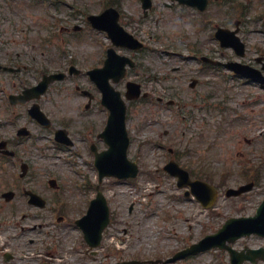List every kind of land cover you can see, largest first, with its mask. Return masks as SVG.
<instances>
[{
  "label": "rangeland",
  "instance_id": "374dc122",
  "mask_svg": "<svg viewBox=\"0 0 264 264\" xmlns=\"http://www.w3.org/2000/svg\"><path fill=\"white\" fill-rule=\"evenodd\" d=\"M153 1V10L146 17L140 0H0L1 40L9 43L5 48L10 56L28 67L24 78L31 83L35 82L33 70H40L39 74L57 69L67 72L74 65L85 73L102 67L111 41L91 27L88 16L98 15L108 4H114L121 12V24L145 43V48L139 52L116 48L119 54L137 62L135 69L128 71L127 78L116 88L124 95L126 82L137 81L145 91L154 93L148 102L129 103L127 128L132 141L129 157L138 163L140 173L136 179H104L102 190L109 202L112 227L106 232L100 253L93 259L84 254L82 232L75 221L86 213L87 204L95 193L83 191L77 185L84 183L85 175L98 182L94 156L89 151L91 143L83 140H91L90 130L95 133L105 127L106 114L99 102L84 114L82 103L85 99L76 86L98 97L100 93L87 75H75L53 85L42 98L40 104L54 127L68 129L78 140L74 149L60 150L53 144V132H46L33 123L26 107L16 109L18 121L13 122L8 95L22 87L2 77V136H13L17 124H27L33 138L22 141L33 154L35 172L40 179L37 185H45L49 176L63 184L59 194L46 191L50 204L56 205L54 196L62 199L63 213L60 215L67 220L56 226L45 225L52 224L51 211L29 212L21 197L11 204L0 199V246L16 239L19 247L12 251L18 257L23 255V259L27 255V260L34 259L28 264H35L37 258L45 256L56 264L166 259L217 232L232 217L254 216L264 201V88L225 81L218 71L211 69L210 74L202 71L194 59L196 56L206 55L208 48L211 56H221L211 32L204 31L199 25L201 21L172 0ZM240 1L250 8L244 37L251 48L250 54L254 55L256 46L264 48V35L259 33L264 30V22L254 21L253 11H260L264 0ZM211 19L214 25L222 23V18L217 16ZM75 27H81V31H74ZM47 38L51 42L44 44ZM225 53L231 54L230 51ZM223 72L229 79L230 74L226 70ZM192 78L199 80L194 90L190 88ZM207 92L211 97L205 103ZM158 96H170L181 103L183 110L159 105ZM224 102L229 111L223 116L219 107ZM25 152V149L20 150V153ZM64 159L76 160L75 167L82 176L76 174L73 163L65 164ZM170 159L178 161L192 178L222 185L211 209H203L178 189L176 180L164 171ZM251 168L257 170L252 172L256 181L254 188L240 197H226L229 188H239L250 182ZM46 171L47 175H43ZM14 184L11 172L6 177L0 171V196L15 188ZM31 241L34 243L30 244ZM233 247L237 251L258 249L264 247V237H244ZM17 260L19 264H26ZM175 264H230V256L227 252L213 250Z\"/></svg>",
  "mask_w": 264,
  "mask_h": 264
},
{
  "label": "water",
  "instance_id": "95a60500",
  "mask_svg": "<svg viewBox=\"0 0 264 264\" xmlns=\"http://www.w3.org/2000/svg\"><path fill=\"white\" fill-rule=\"evenodd\" d=\"M182 2V0H180ZM149 6L147 2L145 8ZM115 15V17L113 16ZM90 20L99 29H107L111 33V37L116 44L126 45L132 48H140L141 45L131 38V36L124 33V31L118 25V15L109 10L101 17H91ZM96 21H100L96 23ZM124 34V35H123ZM129 63L126 58L120 59L113 51L110 52V58L107 61V65L104 69L98 70L100 88L105 94V100L108 106L111 108V117L109 121V133L115 137V141L109 142L110 149L102 154L97 155L96 165L100 170L101 178L104 176H117L119 178L136 177L138 174V167L136 164L128 161L127 149L129 146V140L125 132V112L126 108L120 101V94L115 92L109 85L108 80L113 77L115 81L120 80L124 76V67ZM133 66V63H130ZM118 72V73H117ZM95 72L90 74L93 76ZM57 79L63 77L56 76ZM49 81L43 83L40 87V94L45 92L48 87ZM139 96V89L137 86L131 87L130 98H137ZM123 136V138L117 137V135ZM167 169L172 175L179 177V186L190 185L193 188L195 196L200 200L204 206L209 207L215 201V193L211 191L213 188L208 184L196 181H190L187 172L179 168L176 163H170ZM250 188L243 187L239 191H230L228 195H240L242 192L247 191ZM78 224L85 233L87 242L92 247H97L101 243L102 233L109 224V208L106 198L99 191L97 198L92 201L88 214ZM259 234L264 236V203L258 210L257 216L251 218H239L230 219L223 226V228L214 235L207 236L200 243L193 245L187 250L179 253L173 259L168 260L166 263L175 262L179 259L185 258L189 255H195L201 251L208 250L214 247L229 250L231 254L232 264H242L245 261H252L256 263L258 259L264 261V249L249 250L238 253L234 251L227 243H234L242 236H248L251 234ZM120 264H145L138 261L124 262Z\"/></svg>",
  "mask_w": 264,
  "mask_h": 264
},
{
  "label": "flooded vegetation",
  "instance_id": "af4514ba",
  "mask_svg": "<svg viewBox=\"0 0 264 264\" xmlns=\"http://www.w3.org/2000/svg\"><path fill=\"white\" fill-rule=\"evenodd\" d=\"M192 1L198 2L199 0H192ZM206 2H207V6H206L205 11H200L196 8L185 6L192 13V17L195 16L197 20L202 22V29L204 31L207 30L209 32H212L213 27L211 26V24H212L211 22L213 19H211V18L213 16H217L219 18H222V23L219 26H215L214 35H215L216 30L219 27H223L224 29H228V30L230 29L232 31L237 30L239 36L243 39L242 31L244 29V26H246V21L244 20L245 12L243 11L241 13V6L243 9V4L238 2V0H206ZM262 17H264V14H261L257 18H262ZM1 33L2 32L0 31V40H1ZM0 43H1L0 44V66L2 67L0 70V86L3 83L2 75L7 80H12L11 75H15V78L16 77L19 78V85L23 86L22 90L16 92V94H19L26 87L32 86V83H30V81L26 80L25 78H23L21 76L25 72L23 70H25L26 68H22L20 62L16 58L10 56V53L7 51V48H5L6 45L9 43L3 44L1 41H0ZM207 50L208 51L206 52V54L208 55L209 59H211L212 58L211 57L212 51L210 48H208ZM225 50H229L231 54L227 55L225 53ZM250 50H251V48L248 47L246 49L244 56L240 57L239 54L234 49L223 48L220 51L221 56L215 57L214 59L220 60V62H222V64H224V65H228V64H231L235 61H238V62L245 64L247 66H250L256 70L264 68V50L261 48H257L256 51H253V52H256L254 55H251L249 53ZM224 67L225 66H221V68H224ZM4 68H8V69L12 68V69L19 70V71L18 72L16 71L15 73H10L8 70H5ZM39 73H40L39 71L34 70L33 77H34L35 84H33V85L38 84V82L40 81L36 77ZM50 73H51L50 71H47V74H50ZM39 75L44 76L45 73L42 71L41 74H39ZM235 78L244 82L245 85H252L253 84L248 79H245V78H243L239 75H236V74H235ZM14 82H13V84H14ZM17 84L18 83L16 82V84H14V85L17 86ZM209 96H210V93L207 92V97L209 98ZM95 98H96V96H94V95L91 96V101H90L91 105H92ZM159 98H161V97H159ZM1 102H2V98L0 97V114L2 111ZM161 102L162 101H160V103ZM28 104L29 103L22 105V106L18 105L14 109H17L20 107H28L27 108V114H28L29 113V111H28L29 106H27ZM87 108H90V106H88ZM2 113H3V111H2ZM14 115L18 119L17 111H14ZM32 122L39 125L37 122H35L33 120H32ZM1 130H2V124L0 121V142L6 141L7 149L11 152V155L5 154L3 149L0 151V171L3 170L6 172L15 173L16 169L19 170L18 176H19V179L21 181L19 184H15V188H13L14 192H16L15 198L21 197L23 200H25L26 204L29 206V209H33V210H37V211H43V210L47 211L48 210V211H51L53 213L59 212L60 214H62L63 211L60 209H57L56 206H53L54 208H51V206H48L44 209H39L35 206L29 205V198L27 196H25L27 194V191H32V192H34V193H36V194H38L44 198V196L46 194V188H48V187L50 188V184H49L50 180H47L45 185H37V183L40 181V179H39V176H37V174L35 172V168H34L35 166H34V162H33V154L30 151L29 147L26 145V143L24 141H22V139H24V138L31 139L30 138L31 135L28 137H20L18 135V131H16L13 134V136H10V137L8 135L2 136ZM90 133L92 134V133H94V131L90 130ZM91 134H90L91 140L84 139L83 140L84 143H93V140H95L96 141L95 143H97V145H99L98 143H100L102 145L105 144V142L103 140H100L98 138V135H99L98 133L95 134L93 138L91 137ZM74 141H75V144L78 143V140L75 138H74ZM21 149H25L26 152L20 153ZM24 156H25V158H24ZM8 167H10V169H8ZM22 169H24L27 172L26 177H22ZM42 174L47 175V171L45 173H42ZM53 179H55V178H53ZM29 180H31V182H28ZM59 188H60V186L58 185V189ZM1 198H3V194L1 195L0 199ZM54 199L57 201L58 199L60 200L61 198L59 196L58 197L54 196ZM7 204H10V202ZM0 209H1V207H0ZM13 213H16V212H13ZM56 219H57V222L67 220V218L65 216H59V217H56ZM45 225L46 226H56V224H54L53 222H52V224H49V223L46 224L45 223ZM31 243L33 244L34 242L32 241ZM17 247H19V245H18V241L16 239H12L11 241H8L7 245L4 244L3 246H0V264H19V261L17 259H19L22 262H26V264H28V262H32V263L34 262V259L25 260V259H23L22 256L18 257V254H16L15 252L12 251V250H17ZM88 253L89 252H87V254ZM96 255L97 254H95V255L91 254V257L95 258ZM35 264H56V262H53L51 260V258L47 257L45 259L37 258V261Z\"/></svg>",
  "mask_w": 264,
  "mask_h": 264
}]
</instances>
